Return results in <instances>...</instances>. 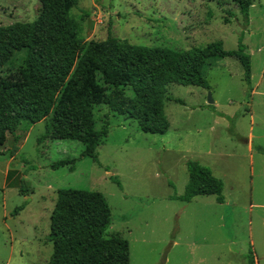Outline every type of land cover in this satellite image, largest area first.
<instances>
[{
  "label": "rangeland",
  "instance_id": "obj_1",
  "mask_svg": "<svg viewBox=\"0 0 264 264\" xmlns=\"http://www.w3.org/2000/svg\"><path fill=\"white\" fill-rule=\"evenodd\" d=\"M39 11L38 0H0V28L31 23ZM70 14L84 41L110 33L130 44L184 51L216 41L235 50L241 38L250 80L226 57L203 68L208 90L168 84L164 134L143 132L127 115L94 106L95 128L108 131L95 161L82 156L80 142L43 137L47 119L27 131L19 127L17 142L7 135L0 147V264H48L59 189L103 195L106 233L128 242L129 264H248V258L264 264V0H253L247 23L231 0H77ZM23 58V51L13 53L0 78L16 80ZM130 99L127 91L123 104ZM63 159L77 160L51 168ZM189 160L222 181L223 203L214 196L176 199Z\"/></svg>",
  "mask_w": 264,
  "mask_h": 264
},
{
  "label": "trees",
  "instance_id": "obj_2",
  "mask_svg": "<svg viewBox=\"0 0 264 264\" xmlns=\"http://www.w3.org/2000/svg\"><path fill=\"white\" fill-rule=\"evenodd\" d=\"M231 1L247 23L253 0ZM38 2L37 20L0 28V67L13 53L24 52L17 79L0 78V147L7 135L14 142L19 140V127L27 131L47 119L43 137L80 142L82 156L95 161L108 131L106 125L95 128L94 106L104 104L127 115L143 132L164 134L169 128L164 110V102L170 100L168 84L208 90L203 68L226 57L238 61L246 82L250 80V57L241 38L235 50H225L222 42L216 41L184 51L130 44L110 33L104 41H84L70 14L77 0ZM127 91L131 99L124 105ZM76 160H59L51 168L72 165ZM186 168L188 181L177 200L214 196L217 203H223V183L209 168L191 160ZM24 191L19 186L21 195ZM23 208L24 204L11 215ZM109 225L110 210L101 193L57 190L49 217L52 253L48 264H129L128 242L119 235H108Z\"/></svg>",
  "mask_w": 264,
  "mask_h": 264
},
{
  "label": "crops",
  "instance_id": "obj_3",
  "mask_svg": "<svg viewBox=\"0 0 264 264\" xmlns=\"http://www.w3.org/2000/svg\"><path fill=\"white\" fill-rule=\"evenodd\" d=\"M252 6H253V5H252ZM252 6H251V8H252ZM251 8H250V9H251ZM251 78H252V75H251ZM252 93H255V94H256V92H253V91H252ZM213 103H214V102L212 101V104H213ZM245 144H247L248 150H251L250 142L245 140ZM174 244H176V243L174 242Z\"/></svg>",
  "mask_w": 264,
  "mask_h": 264
},
{
  "label": "water",
  "instance_id": "obj_4",
  "mask_svg": "<svg viewBox=\"0 0 264 264\" xmlns=\"http://www.w3.org/2000/svg\"><path fill=\"white\" fill-rule=\"evenodd\" d=\"M208 103H209V104H212V101L209 99Z\"/></svg>",
  "mask_w": 264,
  "mask_h": 264
}]
</instances>
